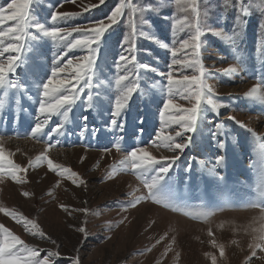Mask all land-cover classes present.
Returning <instances> with one entry per match:
<instances>
[{
  "label": "rangeland",
  "instance_id": "1",
  "mask_svg": "<svg viewBox=\"0 0 264 264\" xmlns=\"http://www.w3.org/2000/svg\"><path fill=\"white\" fill-rule=\"evenodd\" d=\"M10 2L0 0V7H6ZM133 2L144 8L152 5V11L144 13V18L151 21L150 24H141L140 14L136 16L138 32L144 33V36L136 38L138 62L150 64L158 72H167L171 60L169 52L147 37L153 36L171 43V22L183 14L172 0ZM261 2L245 0L246 5L250 6V14L244 18L246 27L242 29L238 45L244 71L224 75L226 69L237 64L232 48L226 40L211 33L202 37L206 45L202 49L203 63L213 77L208 83L214 86L219 101L230 107L222 108L218 117L208 112L207 119L199 125L197 132L184 134V138L191 135L193 141L170 173L175 181L172 195L178 204L187 206L185 210H191L193 215L201 210L222 208L223 211H215L205 220L203 217L193 219L184 215L183 211L172 212L151 201H144L126 212L118 207V203L131 199L127 194L133 189L140 187L135 195L146 191L129 172L120 171L113 179H107L111 169L118 166L128 150L144 146L157 157L175 154L165 149L157 150L151 143L160 127L158 112L165 99L160 91L164 80L158 72L140 70V88L120 118L123 131L112 130L108 126L116 93L107 82L115 78L114 62L123 50L122 38L129 32L126 10L125 17L107 33L101 44L92 89L95 107L85 111L88 92L85 89L70 113L66 126L69 134L51 137V142L59 139L61 144L49 151L50 158L78 173L85 183L78 186L73 184L71 177L58 176L49 171L46 163L36 169L29 168L28 183L24 185H18L5 176L3 183H0V207L12 209L34 220L49 239L31 235L25 231L23 224L16 223L3 213H0V224L28 245L41 249V258L47 255L46 250L59 251L60 257L53 258L55 264H72V258L77 255L81 258V264H211V258L206 253L215 255L217 264H225L219 249L211 244L213 239L217 244L224 245L226 264H264V259H260L264 257V252L260 250H257L256 257L248 260L252 252L248 245L253 243L254 235H259L258 232L252 233L251 227H260V209L243 206L258 198L257 187L264 178V159L253 135L264 136V105L244 95L255 85L264 88V55L256 51L260 41L264 40V9L257 6ZM117 3L118 0H105L103 4H99V0H75V3L72 0H36L32 11L34 17L50 26L48 18L53 10L80 13L89 5H99L74 17L67 24H60L61 27H75L106 19ZM235 3L236 0H233ZM204 8L209 12L210 25L225 30L232 28L237 14L235 7L225 9L222 0H204ZM176 35L183 39L187 33ZM72 38H76L75 33ZM41 44L43 55L36 57L35 53H30L27 64L18 68L14 77L18 82L27 83L28 90L22 96L17 92L13 104L6 105L5 110L0 112V133L5 134V152L12 153L9 158L22 167H27L29 160H34L49 142L47 135L40 142L27 137L38 115L36 84L50 73L57 51L50 41H42ZM85 54L80 49L69 52L61 64ZM68 71L71 72V69ZM185 74L192 75L193 72L188 70ZM96 83H102V86L97 88ZM98 92L100 95H97ZM176 102L190 106L181 99ZM83 115L89 117L88 131L81 134L80 127L84 122L80 118ZM229 116H234L245 127L230 121ZM141 117L145 118L143 125L139 123ZM62 119L53 116L45 133L50 132ZM217 122H222L226 127L227 135L220 137L226 143L224 150L218 149L211 136ZM141 127L144 129L142 133L139 132ZM93 130L96 131L95 136ZM180 130L178 125H173L167 131L174 134ZM114 140L121 143L122 151L118 152L112 147ZM104 148H111V151L105 152ZM219 154L226 156L225 164L217 167V172L225 179L217 183L207 169L213 166L215 156ZM81 157H84L83 162ZM202 160L205 162L203 167L200 164ZM189 164L192 166L190 173L185 172ZM24 191L32 195L25 197L22 195ZM60 205L67 206L68 211ZM81 208H88L89 214L86 216L75 211ZM97 211L99 215L91 214ZM125 217L123 224L109 230V224L116 225ZM80 226H85L88 231L86 240L83 234L75 230ZM161 237L164 239L161 240ZM157 240H160L159 244ZM169 245L171 250L166 252ZM148 247H152L151 252L138 254Z\"/></svg>",
  "mask_w": 264,
  "mask_h": 264
},
{
  "label": "snow or ice",
  "instance_id": "2",
  "mask_svg": "<svg viewBox=\"0 0 264 264\" xmlns=\"http://www.w3.org/2000/svg\"><path fill=\"white\" fill-rule=\"evenodd\" d=\"M35 2L36 0H11L6 7H0V112L5 110L6 105L11 106L13 104L17 92L22 96L28 90L27 83L18 82L14 79L17 69L27 64L30 53H35L36 57L43 55L40 51L41 42L50 41L57 51L54 55L50 73L46 74V78L36 84L39 97L36 110L38 115L36 122L30 126V131L27 133V137L36 142H40L42 137L47 135L49 142L34 160H29L27 167H22L9 158L12 153L6 154L3 143L5 134L0 133V183H3L5 176H7L14 183L24 185L28 183L27 172L29 168L36 169L46 163L49 171L56 173L58 176L71 177L73 184L78 186L85 183L79 177V174L64 165L55 163L50 158L49 151L61 144L59 139L51 142V137L69 134L66 131V126L69 122L70 113L85 89L88 90L85 111L87 112L95 107L92 89L96 80L97 61L101 44L104 42L107 33L125 17L127 10L129 32L122 38L121 47L123 50L114 62L115 78L107 82L109 87L114 88L116 93L109 113L111 119L107 123L112 130L119 129L123 131L124 126L120 122V118L126 112L133 95L140 88V70L158 72L150 64L139 63L136 54V38L144 36L142 31L138 32L136 16L137 13L140 14L141 24H150L151 21L144 18V13L145 11H152V5L144 8L138 7L133 0H118L110 15L104 20L89 22L85 26L61 27L60 24H67L74 17L82 15L83 12L99 5H89L80 13L53 10L48 18L50 24L48 26L46 23L41 22L38 17H34L32 5ZM72 2L75 3V0H72ZM172 2L183 15L171 22V43L161 41L153 36L147 38L158 43L162 49L169 52L171 57L167 72H158L164 80L160 91L165 99L158 112L160 127L157 129L155 139L151 143L157 150L165 149L175 154L157 157L147 147L137 146L131 148L123 155L118 166L111 169L107 179H113L120 171L129 172L139 182V185L146 190L140 195H135L136 192L140 191V187L129 192L127 195L131 199L118 203L121 211L126 212L129 208H136L144 201H151L156 205H162L164 208L170 209L172 212L183 211L184 215L193 219L203 217L206 220L215 211H223V209L201 210L196 215H193L191 210H185L187 206L178 204L172 195L175 181L170 173L176 162L181 159L185 149L193 141L191 135L184 138V134L197 132L199 125L207 119L208 112L218 117L222 108L230 107V105L219 101L214 86L208 83V80L213 77L203 63L202 49L206 45L202 37L211 33L217 38L226 40L232 48L237 64L226 69L224 75L238 74L244 71V61L238 55V45L241 42L242 29L246 27L244 18L249 16L250 6L246 5L245 0H236L235 4H233V0H222V6L225 9L235 7L237 12L232 28L225 30L210 25L209 12L204 8V0H172ZM103 3H105V0H99V4ZM257 6L264 9V0ZM74 33L76 38H72ZM177 33H187L186 38L179 39ZM77 49L84 50L86 54L67 59L66 63L61 64V61L68 56L69 52ZM256 51L264 55V40L260 41V46ZM37 67H40V65L37 64ZM68 69H71V72ZM188 70H192L193 74H185ZM101 86L102 83H96L97 88ZM97 95H100V93L98 92ZM244 95L246 98L264 105V88L261 85L253 86ZM177 99L186 101L190 106L177 103ZM53 116L62 117L63 119L50 132L45 133V129ZM80 119L84 122L80 127V133L83 134L88 131L87 121L89 117L83 115ZM228 119L240 127H245L234 116H229ZM139 123L143 125L145 118L141 117ZM173 125H178L181 130L175 131L174 134L167 131ZM248 130L252 131L251 129ZM143 131V127L139 128V132L142 133ZM92 134L95 136L96 131L93 130ZM226 135L225 125L222 122L215 123L211 136L220 150L226 149L225 140L220 139V137ZM253 135L258 141L261 157L264 159V136H255V133ZM177 138H181V140L178 141ZM112 147L118 152L122 151L121 143L116 140L112 142ZM103 151L109 152L111 148H104ZM83 160L84 157H81V162ZM225 161L226 156L224 154L216 155L215 163L207 169L208 174L213 176L217 183L225 179L222 174L217 172V167H222ZM204 163L203 160L200 161L201 167L204 166ZM191 171L192 166L189 164L186 166L185 172L190 173ZM262 176H264V173H262ZM22 195L29 197L32 193L24 191ZM257 197L255 201L243 205L260 209V216L258 217L260 227L250 226L252 233L258 232L259 235H254L253 243L248 245L252 249L251 257L248 258L249 261L252 257L257 256V250L264 252V178L257 187ZM60 207L68 211L67 206L60 205ZM75 211L82 212L86 216L90 212L88 208L75 209ZM0 213L11 217L18 224H23L25 231L31 235L49 239L34 220H30L6 207H0ZM91 214L99 215L100 213L97 211ZM125 219L126 217L119 220L116 225L109 224V230L123 224ZM75 230L83 234L85 240L87 239L88 231L85 226H80ZM208 234L212 235L211 230ZM107 238L110 239V237ZM163 239L164 237H161V240ZM51 242L56 244L55 240ZM156 243L159 244L160 240H157ZM233 243H236V241H233ZM211 244L214 248L219 249L220 257L225 260L226 264L224 245L217 244L214 239ZM152 247H155V245ZM152 247L145 248L138 254L149 253L152 251ZM170 250L171 245L166 249V252ZM46 251L47 255L41 258V249L28 245L6 226L0 224V264H55L53 258H59L60 252ZM176 255L178 259L179 253ZM205 255L210 256L211 264H217L215 255L211 253ZM260 259H264V257H260ZM72 264H81L79 255L72 258Z\"/></svg>",
  "mask_w": 264,
  "mask_h": 264
}]
</instances>
